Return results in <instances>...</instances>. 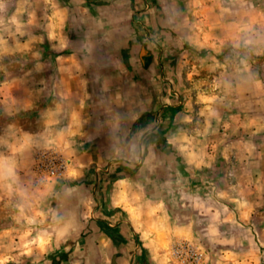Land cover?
Masks as SVG:
<instances>
[{
    "label": "rangeland",
    "instance_id": "rangeland-1",
    "mask_svg": "<svg viewBox=\"0 0 264 264\" xmlns=\"http://www.w3.org/2000/svg\"><path fill=\"white\" fill-rule=\"evenodd\" d=\"M43 1L0 0V261L3 264H110L111 255L100 245L106 244L103 240L106 235L100 230L109 228L108 211L113 209L109 189L112 195L120 185L112 174L116 168L111 171L107 166L111 159L123 161V156L128 155L125 151L112 154L110 150L128 144L119 129L123 125L131 126L141 108L134 105L129 108L128 103L130 100L139 103L144 92L133 79L127 84L128 78H132L127 72V61L114 53L121 48L119 41L100 42L107 45L105 51L112 47L115 56L109 57L107 63L118 70L115 74L113 70L99 73L102 85L108 83L109 90L93 91L97 124L103 125L100 119L103 117L108 127L96 138L107 150L102 153V161L74 175L77 171L72 166L67 144L37 143L29 151V142L19 138L18 132L46 127L35 118L34 110L28 108L30 94L25 88L30 82L42 81L44 66L48 71L53 70L57 63L53 47L60 48L54 37L57 29L29 22V15L34 16L31 7L43 5ZM170 1L177 8L176 15H183L176 20L180 22L179 37L192 29L200 34L201 12L196 16L193 10L198 6L189 5L194 0ZM197 1L215 6L224 4L226 9H241L244 14L254 9L256 13L253 19L244 15L245 26L251 28L244 27L238 42L202 48L184 39L186 44L181 43L177 48L174 43L165 42L161 34L164 26H159L169 22L166 16L170 11L150 10L149 13L160 18V24L157 32L148 34L147 44L155 55L163 53V64L180 65L183 106L175 123H164L169 125L168 131L159 141L141 134L132 137V144L140 140L139 148L143 150L127 157L130 161H140L131 177L141 183L149 202L160 204L177 223L189 221L192 235L183 234L200 249L201 264H264V135L252 139L232 133L233 128L211 118L212 107H206L212 98H204L207 93L218 94L215 82L220 72L228 80L238 68L264 71V0ZM84 4L75 17L88 18V25L92 23L90 19L109 14L104 5L94 9L91 4ZM39 13L37 10L36 15ZM99 26L102 32L103 25ZM49 31L51 42L46 37ZM209 50L220 51L208 54ZM123 65L125 68H121ZM188 66H194L195 73H187ZM122 69L126 70L123 75L119 72ZM8 83L24 84V90ZM124 85V90L116 89ZM149 91L147 98L151 96ZM135 125L136 129L141 126L139 122ZM177 132H181L179 136ZM44 138L43 135L36 141ZM259 141L261 150L252 151L250 145ZM213 148L226 150L221 163L207 166L201 159ZM44 150H57L66 160L62 175H51L47 169L40 168L38 155ZM93 178L95 182L91 183ZM114 220L117 217L110 222ZM172 260L177 264L173 257Z\"/></svg>",
    "mask_w": 264,
    "mask_h": 264
},
{
    "label": "crops",
    "instance_id": "crops-1",
    "mask_svg": "<svg viewBox=\"0 0 264 264\" xmlns=\"http://www.w3.org/2000/svg\"><path fill=\"white\" fill-rule=\"evenodd\" d=\"M82 4L86 6L91 4L94 9L104 5L109 14L103 18L97 16L90 19L92 23L88 25V18L80 17V15L75 17ZM173 4L170 0H50L49 2L44 0L43 5L31 7L34 16L29 15L28 17L32 25L42 24L45 27L57 29L54 37L58 39L60 46V48L53 47L56 52L55 62H57L53 70L48 71V68L44 66L42 81L30 82L31 85L25 88L30 94L27 97L28 108L34 110L35 118L37 117V120L42 122L41 126L46 127L45 130L41 127L18 132L19 138H24L25 142H29V151H32L37 143L59 144V146L67 144L68 151L71 153L72 166L77 171L74 175L89 169L95 162L99 164L102 161V153H107V150L96 138L103 135V130L108 127L103 117L100 118L103 125L97 124L98 118L94 107L96 98L93 91L109 90L108 83L102 85L101 79L103 78L98 77L99 73L108 74L113 70L112 73L115 74L118 70L114 69L112 64L107 63L110 62L109 57L112 58L114 55L111 52L112 47L105 51L104 48L107 45H102L100 42L119 41L121 48L119 51L114 50L116 51L114 53L119 55L117 57L127 61V72L132 75L131 79L128 78L127 84H130L133 79L138 82V89L144 92L142 97L144 99H140L139 103L132 100L128 103L129 108L132 105L141 108L131 126L123 125L119 129L123 132L124 142L128 144L125 146L123 144V148L117 147L110 150L112 154L119 151H125L128 154L123 156L121 162L118 159H111L107 166L111 171L116 168L115 173L112 174L115 175L118 186L120 185L115 188L112 195L109 189L108 196H113L109 198L113 202V209H109L107 217L109 228L106 231L100 230L106 235L103 239L106 244L101 243L100 245L105 248L107 254L111 255L110 264H174L170 253L172 244L184 237L183 233L191 234L189 221L177 223L160 204L153 205L147 200V196L140 187L141 183L131 177L140 161H130L127 158L130 154L135 155L143 150L139 148L140 140L132 144V137L141 134L151 141L150 138L158 140L168 131L169 125L164 123H175L183 106V95L179 91L181 87L180 65L163 64V53L155 55L150 50V45L147 44L148 34L157 32L158 24H160V18L149 13L150 10L158 8L166 12L170 11L166 16L169 22L159 26H164L161 28V34L165 42L174 43V47L177 48L181 43H185L184 39L202 48L220 47L224 43L238 42L244 27H250L245 26L244 15L253 19L256 13L254 9L244 14L241 9H226L224 4L219 3L215 6L207 2L196 3L194 0V3L189 5L198 6L193 10L196 14L198 11L201 12L202 32L196 34V30L192 29L188 30L185 36L179 37L180 22L178 24L176 20L183 15H176L174 11L177 8ZM37 10H40V13L36 15ZM198 15L200 16V14L196 16ZM100 23L103 25L104 32H102L106 35L99 32ZM249 23H253L252 20ZM90 26H92L91 29ZM197 26L199 27L198 24ZM228 26L230 29H227ZM50 31L46 36L48 42L53 41ZM117 35L120 37H116ZM219 51L209 50L208 54H217ZM43 57H46V54ZM119 72L123 75L126 70L122 69ZM187 73H195V67L188 66ZM231 75L227 80V75L220 72L215 82L219 92L229 91L228 93L221 95L218 92V94L204 95V98L205 96L212 98L209 99L211 101L206 107H212L210 114L213 117L211 118L218 119L220 124H227L230 126L229 129L233 128L232 133L239 136H248L252 139L256 136H263L264 71L259 72L256 68L250 71L249 68H238ZM214 79L216 80L215 76ZM8 84L11 87L17 85L18 88L24 86L20 83ZM125 88V85L116 87L117 90ZM12 90L15 89L12 88ZM148 90L151 93L149 98H147ZM138 122L141 126L136 129L135 123ZM180 133L177 132V136ZM184 134L187 135L186 132ZM43 135L46 138L36 141L37 138H43ZM156 146L161 149L165 148L161 144ZM250 146L252 151L256 152L261 150L262 145L259 141ZM225 150L226 148L208 149L204 158L201 159L202 163L207 166L221 163L223 159L221 156ZM98 173H95L97 178H99ZM93 181L95 182L94 178L91 183H94ZM114 217H117V220L110 222Z\"/></svg>",
    "mask_w": 264,
    "mask_h": 264
},
{
    "label": "built area",
    "instance_id": "built-area-1",
    "mask_svg": "<svg viewBox=\"0 0 264 264\" xmlns=\"http://www.w3.org/2000/svg\"><path fill=\"white\" fill-rule=\"evenodd\" d=\"M39 166L45 168L51 175H62L65 172L67 163L57 150H44L40 152ZM171 256L177 264H201L202 253L189 238L182 237L176 240L170 248Z\"/></svg>",
    "mask_w": 264,
    "mask_h": 264
},
{
    "label": "snow or ice",
    "instance_id": "snow-or-ice-1",
    "mask_svg": "<svg viewBox=\"0 0 264 264\" xmlns=\"http://www.w3.org/2000/svg\"><path fill=\"white\" fill-rule=\"evenodd\" d=\"M0 264H3V262H2V261H0Z\"/></svg>",
    "mask_w": 264,
    "mask_h": 264
}]
</instances>
